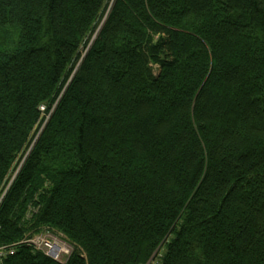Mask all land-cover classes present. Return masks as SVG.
I'll use <instances>...</instances> for the list:
<instances>
[{"label":"trees","instance_id":"trees-1","mask_svg":"<svg viewBox=\"0 0 264 264\" xmlns=\"http://www.w3.org/2000/svg\"><path fill=\"white\" fill-rule=\"evenodd\" d=\"M1 189L2 264H264V0H0Z\"/></svg>","mask_w":264,"mask_h":264},{"label":"built area","instance_id":"built-area-1","mask_svg":"<svg viewBox=\"0 0 264 264\" xmlns=\"http://www.w3.org/2000/svg\"><path fill=\"white\" fill-rule=\"evenodd\" d=\"M52 231H50V230H47V229H45L44 230V235L46 234L47 236V241H44V242H42V245H40V244H36L33 240H30V239H28V240H26V243H29V244H32L35 248H37V249H40L41 251H43L47 256H49V257H51V255H50V253H49V251H56V254H58V253H60V251L62 250V248L64 247V246H66V245H69L68 243H67V241L64 239V238H62L61 237V235H60V237H61V239L60 238H58V237H56V240H57V243H54V242H49V239L50 238H54L55 236L54 235H52ZM31 238V237H30ZM25 243V242H24ZM17 244V243H16ZM15 244H10V245H0V264H2V262H3V259H4V257H6L7 255H9V254H12L13 252H14V246ZM69 247H70V252H71V246L69 245ZM48 248V249H47ZM70 252H68V254L67 255H69V253ZM55 254V255H56ZM52 259H54L53 257H51ZM54 260H56V261H58V262H64L63 260H57V259H54ZM152 261V260H151ZM150 261V262H151ZM153 261H156L157 263L156 264H159L158 263V260H153ZM150 262H148V264L150 263Z\"/></svg>","mask_w":264,"mask_h":264},{"label":"rangeland","instance_id":"rangeland-1","mask_svg":"<svg viewBox=\"0 0 264 264\" xmlns=\"http://www.w3.org/2000/svg\"><path fill=\"white\" fill-rule=\"evenodd\" d=\"M41 110V109H40ZM14 175V174H13ZM10 177H12V176H10ZM4 190H0V193H1V196H0V198L3 196L2 195V192H3ZM30 215H31V213H29V212H26V214H25V218H30ZM26 233V232H25ZM52 235H54L55 237L52 239V238H50L49 239V242L51 241V242H54V243H57V240H56V237H58V238H60L61 239V237H60V234H58V233H52ZM47 235L45 234L44 235V230H41V231H39L37 234H35V235H33V236H31V238L29 237V236H27V233L26 234H24L23 235V239L19 242V243H26V240H28V239H30V240H33L36 244H40V245H42V242H44V241H47V237H46ZM62 240V239H61ZM50 242V243H51ZM48 249V248H47ZM57 251V250H56ZM56 251H49V253H50V255H51V257H53L54 259H57V260H66L67 259V257H68V252H70V247H69V245H66V246H64L63 248H62V250L60 251V253H58V254H56ZM56 254V255H55ZM70 254V253H69ZM157 262L156 261H151L149 264H156Z\"/></svg>","mask_w":264,"mask_h":264}]
</instances>
